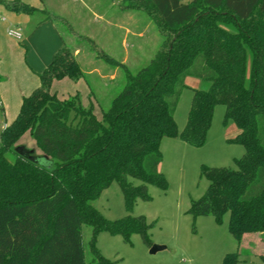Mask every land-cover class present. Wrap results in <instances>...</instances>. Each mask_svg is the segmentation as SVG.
I'll return each mask as SVG.
<instances>
[{"label":"trees","instance_id":"obj_1","mask_svg":"<svg viewBox=\"0 0 264 264\" xmlns=\"http://www.w3.org/2000/svg\"><path fill=\"white\" fill-rule=\"evenodd\" d=\"M125 2V8L150 16L162 42L134 74L101 53L125 73L121 91L101 118L77 95L61 99L51 91L56 79L82 75L76 50L64 46L37 74L39 85L22 98L16 117L0 130V264H87L82 224L92 230L90 264H114L95 244L102 231L123 242L136 233L152 247L144 215L112 220L92 202L113 181L127 212L138 199L151 200L149 185L167 190L159 166L161 140L176 137L201 146L217 104L225 106L224 124L238 127L230 141L245 152L234 159L236 168L202 165L200 174L209 184L188 212L218 222L228 214L229 232L239 246L244 234L264 233V0ZM4 5L16 13L38 10L20 0ZM187 75L209 87L193 90L187 121L178 131L173 115ZM27 132L41 154L54 160L51 167L40 166L22 147L13 148ZM7 152L15 153V160ZM221 264H243V259L234 251Z\"/></svg>","mask_w":264,"mask_h":264},{"label":"rangeland","instance_id":"obj_2","mask_svg":"<svg viewBox=\"0 0 264 264\" xmlns=\"http://www.w3.org/2000/svg\"><path fill=\"white\" fill-rule=\"evenodd\" d=\"M9 1L12 0H1L0 4L6 8L4 3ZM20 1L40 9L29 14L27 24H15L20 26L23 34L30 36V40L22 43L21 40L12 39L7 36L4 28L5 39L3 28L2 33L0 31V39L6 46L5 49L11 53L13 61V66L8 65L7 55L0 53V97L4 107L0 108V130L5 125L1 123L3 112L5 123L10 124L18 114L22 101L21 98L20 102L19 99L15 102L12 98L14 93L7 99L9 75H15L20 81V69L26 67L32 76L39 79L37 65L32 58L38 56L41 44L37 43L38 32L33 29L41 23L51 24L48 26H52L58 33L56 37L59 49L66 46L78 50L76 59L82 74L74 80L56 79L51 84V91L56 92L61 99L77 95L80 104L92 107L99 119L102 111L110 107L111 100L125 83L123 69L109 63L101 53L125 63L130 73L134 74L150 62L162 42L158 28L150 16L141 9L125 8V0ZM1 23L4 22L0 21ZM228 27L235 29L231 24ZM184 83L173 115L177 128L180 127L178 123L181 119L184 121L183 127L187 121L193 90L209 87L208 81L192 75H187ZM224 111L223 104L215 105L205 142L199 147L185 144L186 148L178 151L177 159L173 158L172 148H165L160 143V170L168 182L167 190L162 191L155 185H149L151 200L138 199L132 210L127 212L120 187L113 181L92 202L105 218L112 220L122 218L127 213L133 216L144 215L151 224L149 235L152 244L161 247L151 252V247L144 244L141 236L136 233L131 235L130 242H123L120 235L102 231L97 235L95 244L104 257L114 261V264H221L225 254L238 251L243 264H264V246H258L252 241L248 245L239 246L229 232L228 214L223 215L218 222L210 215L193 216L188 212L191 201L199 199L209 184L200 174L202 165L236 168L234 159L245 152L240 144L230 141L239 132L232 121L224 124ZM15 146L22 147L24 154L30 155L40 166L53 165L54 160L41 154L28 132L13 147L18 148ZM5 155L11 162L16 158L13 152ZM81 230L84 259L90 264L92 230L87 224H82ZM248 235L252 237L253 234ZM248 235L245 240L249 238Z\"/></svg>","mask_w":264,"mask_h":264},{"label":"crops","instance_id":"obj_3","mask_svg":"<svg viewBox=\"0 0 264 264\" xmlns=\"http://www.w3.org/2000/svg\"><path fill=\"white\" fill-rule=\"evenodd\" d=\"M26 1H30V0H26ZM37 9L39 10L40 8H37ZM127 9H129V8H127ZM0 17H1L0 21L5 23V24L4 23L0 24L1 33H2L1 29L3 28V30H4V28H5V30L7 32V36L11 37L12 39L21 40L22 43H24V41L30 40V36L23 34V31L20 28V26H15V24H19V23H22L23 25H24V23L27 24L30 20L29 14H27V13H16V12L10 11L9 9L7 10L6 8H4L0 4ZM6 22H8V23L6 24ZM48 25H51V24H49L47 22L41 23L39 26H37V28L33 29V30L38 32V37H39L38 39L39 40L37 41V43L41 44L38 56L36 55L37 57L32 58L33 63L37 65L38 70H36V71L38 74L50 63L53 55L59 49L58 44H57V37H56V36H58L57 35L58 33H56V31H54L52 26H48ZM5 30H4L3 36L5 37V39H7L6 34H5ZM11 38H9V39H11ZM5 48H6V46L3 45V42L0 39V53L1 52H3V54L5 53V55H7L5 57L7 59L8 65L11 64L13 66L12 58H10L12 55ZM77 51L78 50L75 51L76 56L78 55ZM248 64H249V62H248ZM20 70H21V72L19 74H22V77H20V81L18 78H16L15 75L12 76L10 74L9 75L10 77L8 80L9 85L6 88L7 92L5 91L6 97L8 100L10 99V96H12L11 94L14 93V97H12V98L15 100V102L17 101V99H19V102H20L21 98L28 95V93H30L32 89H34L36 86L39 85V79L37 78V76H34V75L32 76L29 73V71H27L26 67L25 68L21 67ZM12 72H13V70L11 71V73ZM65 78H67V77H65ZM65 78H62V79H65ZM0 102H1V104H0L1 108L4 109L1 97H0ZM4 114L5 113L3 112V114H2L3 120H1V123H4L6 125L7 123H5ZM183 124H184V121H183V119H181L180 123H178V126H180L178 128L179 130L183 129ZM161 143H163L165 148H168V147L172 148L173 153H174V157H173L174 159H177L176 156L178 155V151H183L184 150L183 148H186V146H187L185 144H188L187 142L182 141L176 137L175 138L174 137L163 138L161 140ZM160 146H161V144H160ZM160 165H161V163H160ZM248 234H253V235H252V237H250ZM248 234H244L242 236V241H243L242 244L243 245H245V244L248 245V243L252 241V242H255L258 246H264V233L248 232ZM247 235L249 238H247L245 240Z\"/></svg>","mask_w":264,"mask_h":264},{"label":"water","instance_id":"obj_4","mask_svg":"<svg viewBox=\"0 0 264 264\" xmlns=\"http://www.w3.org/2000/svg\"><path fill=\"white\" fill-rule=\"evenodd\" d=\"M159 248H161L160 246H158V245H153L152 247H151V252H155L157 249H159Z\"/></svg>","mask_w":264,"mask_h":264},{"label":"built area","instance_id":"obj_5","mask_svg":"<svg viewBox=\"0 0 264 264\" xmlns=\"http://www.w3.org/2000/svg\"><path fill=\"white\" fill-rule=\"evenodd\" d=\"M0 104H1V102H0Z\"/></svg>","mask_w":264,"mask_h":264}]
</instances>
